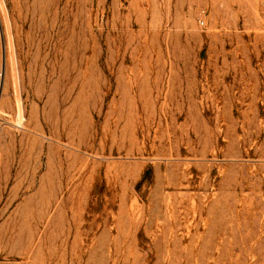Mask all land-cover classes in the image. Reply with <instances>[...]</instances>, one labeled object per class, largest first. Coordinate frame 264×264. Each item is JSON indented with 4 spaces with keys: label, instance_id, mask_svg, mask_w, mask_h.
<instances>
[{
    "label": "rangeland",
    "instance_id": "rangeland-1",
    "mask_svg": "<svg viewBox=\"0 0 264 264\" xmlns=\"http://www.w3.org/2000/svg\"><path fill=\"white\" fill-rule=\"evenodd\" d=\"M0 264H264V0H0Z\"/></svg>",
    "mask_w": 264,
    "mask_h": 264
},
{
    "label": "trees",
    "instance_id": "trees-1",
    "mask_svg": "<svg viewBox=\"0 0 264 264\" xmlns=\"http://www.w3.org/2000/svg\"><path fill=\"white\" fill-rule=\"evenodd\" d=\"M150 171H151V168H148V169L146 170V172H145V175H144V177H146V176H147V174H149V173H150Z\"/></svg>",
    "mask_w": 264,
    "mask_h": 264
},
{
    "label": "water",
    "instance_id": "water-1",
    "mask_svg": "<svg viewBox=\"0 0 264 264\" xmlns=\"http://www.w3.org/2000/svg\"><path fill=\"white\" fill-rule=\"evenodd\" d=\"M3 69H4V64H3ZM3 74V73H2ZM1 87H2V81H1Z\"/></svg>",
    "mask_w": 264,
    "mask_h": 264
}]
</instances>
